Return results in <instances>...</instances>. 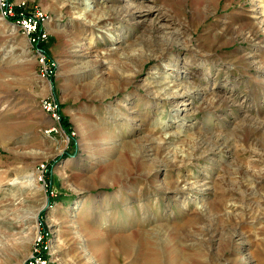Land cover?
<instances>
[{
    "label": "rangeland",
    "instance_id": "1",
    "mask_svg": "<svg viewBox=\"0 0 264 264\" xmlns=\"http://www.w3.org/2000/svg\"><path fill=\"white\" fill-rule=\"evenodd\" d=\"M85 1L0 14V264H144L115 251L137 241L114 222L139 203L140 228L177 232L161 264H264V0ZM21 12L43 40L17 28ZM165 79L192 97L141 107Z\"/></svg>",
    "mask_w": 264,
    "mask_h": 264
},
{
    "label": "bare ground",
    "instance_id": "2",
    "mask_svg": "<svg viewBox=\"0 0 264 264\" xmlns=\"http://www.w3.org/2000/svg\"><path fill=\"white\" fill-rule=\"evenodd\" d=\"M85 2H86V4H88V5L90 4V5H89V9L83 8L82 9L83 12L84 11L85 12L88 11V13H92L94 11V9L92 8V7H94V5H91V1L90 0H86ZM101 17L100 16L97 17V20L99 21L101 19H104L103 17L102 18ZM107 31H109L108 33H110V34H108L106 32L108 38L112 37L111 39H112V41H114V43L120 42V41H115L116 38L114 37V33L112 32V27H108ZM115 48L116 47H114L113 49H115ZM120 62H118V63H120ZM120 68H121V66H120ZM207 71L208 72L210 71L209 68H208ZM171 81L172 82H170L169 80L167 81V79H165V81L160 82L158 84L155 81L150 82L151 84H147V87L149 89L148 92H149V95L152 97V99H150L149 101H146V104L143 101H141V105L140 106L141 107L145 106V108H148L151 105V106H154L153 108H155V106L157 105V102H156L157 100L156 99L161 98V96H163L165 94L168 95V97H170V98H177L179 96H182V97L183 96H187L186 98L190 99L192 97V93L188 92L189 90H187L184 87L180 86L181 84H175L173 82V80H171ZM158 85H161V89L159 88V90H157V89L154 90ZM187 99H185V100H187ZM160 122H162V120ZM162 126L165 129L167 127H169L168 124L162 125ZM158 127L160 129L163 128V127H160V126H158ZM164 135H165V137H168V136H170V137L172 136L173 137L174 136V134H170V133L169 134L166 133ZM172 137H171V139H172ZM133 147H135V146H133ZM149 147L152 148V149L154 148L153 144L150 145ZM131 148L132 147L127 145L125 147V150H131ZM144 150H145V148H144ZM131 152L133 153V157H134L133 159H135L136 156L141 153L140 150H135L134 151L133 149L131 150ZM123 165L124 164H122L119 159H116L108 167H110L109 170H117V169L118 170H122V169L124 170L125 168H123ZM142 165L144 167L148 168V165L143 163V162H142ZM124 167H125V165H124ZM138 167L140 168V166H138ZM124 172H125V170H124ZM120 176H122V174H120ZM182 180H181L180 177H175V178L172 179V183L175 185L174 191L176 193H180V194H187L188 191L194 187V186H192L193 183H190V181H186V179H185V180H183L184 181L183 186H180V182H182ZM145 207L146 206H145L144 203H139L137 205V207L130 206L125 212L129 216L128 220L125 221V217L122 220V222H119V220H115L114 223H116L115 227H117V228L114 227V229L116 231L124 232L127 229H130L132 227H138V230H137L138 232L136 231L138 233V235L136 236L137 237V241L134 242L133 241V239H134L133 237H132L133 239H130V235L131 234H129V233H131V232L129 231L128 236L122 235V236H120L118 238L116 237L117 238V247L115 248V251H119V252L126 253V254L127 253H129V254L131 253V254H133V258L139 260L140 262H142L144 264H161L162 263L161 258L163 259L165 248H168L169 249L168 252H170L171 254L176 252V248L174 246H172L173 243L169 239V234L171 233V235L173 237V236L177 235V232H175V230H171L170 226L168 225V223H165V224H153L149 228H146V227L145 228L144 227L140 228L141 226H138V225H140L141 223L143 224L144 222L147 223L149 221L147 219L149 214L147 212V209H145ZM110 221H112V220L110 219ZM110 221L108 223H110ZM109 226H111V224L107 225V227H109ZM110 243L111 242L106 243L104 241V243H102L101 247L97 248V250L101 251L105 255H110V252L113 253V250H111V248H110V246H111ZM166 256H168V255H166ZM179 256L180 255H174L169 260L170 264H186L184 261H182V259Z\"/></svg>",
    "mask_w": 264,
    "mask_h": 264
},
{
    "label": "built area",
    "instance_id": "3",
    "mask_svg": "<svg viewBox=\"0 0 264 264\" xmlns=\"http://www.w3.org/2000/svg\"><path fill=\"white\" fill-rule=\"evenodd\" d=\"M0 14L6 19H16V17L18 16L16 15L14 6L10 2V0H0ZM20 15L21 16L17 18L16 21L17 28L24 34L32 37L31 41L33 43H37L39 40H43L46 34L40 31V23L32 17L23 14L22 12L20 13Z\"/></svg>",
    "mask_w": 264,
    "mask_h": 264
},
{
    "label": "trees",
    "instance_id": "4",
    "mask_svg": "<svg viewBox=\"0 0 264 264\" xmlns=\"http://www.w3.org/2000/svg\"><path fill=\"white\" fill-rule=\"evenodd\" d=\"M10 21H11V20H10ZM40 48H41V47H40V44H38V45H37V49H38V50H41ZM42 51H43V50H42ZM62 125H63V127L65 128V130L69 133V132H70V130H69V126H70V124L68 123L67 119H65V118L62 119ZM42 256H43V257L45 256V251H43V250H42Z\"/></svg>",
    "mask_w": 264,
    "mask_h": 264
}]
</instances>
